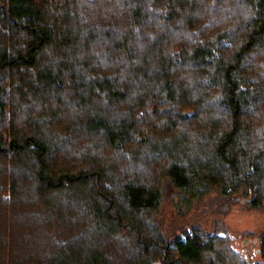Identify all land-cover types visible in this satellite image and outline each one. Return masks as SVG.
I'll use <instances>...</instances> for the list:
<instances>
[{"label":"trees","instance_id":"16d2710c","mask_svg":"<svg viewBox=\"0 0 264 264\" xmlns=\"http://www.w3.org/2000/svg\"><path fill=\"white\" fill-rule=\"evenodd\" d=\"M166 180L264 207V0H0V264H264Z\"/></svg>","mask_w":264,"mask_h":264},{"label":"rangeland","instance_id":"374dc122","mask_svg":"<svg viewBox=\"0 0 264 264\" xmlns=\"http://www.w3.org/2000/svg\"><path fill=\"white\" fill-rule=\"evenodd\" d=\"M222 199L223 197L214 190L200 200L193 199L175 189L171 182L166 180L158 215L159 223L165 230H171L175 224L190 221L207 232L227 234L232 240L234 250L248 262L261 261L264 207L249 209L245 206V201H240L228 208L227 204L222 203Z\"/></svg>","mask_w":264,"mask_h":264}]
</instances>
